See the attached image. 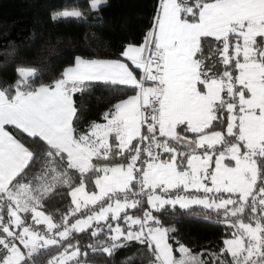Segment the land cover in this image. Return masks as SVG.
<instances>
[{"label":"snow or ice","instance_id":"6c2138e0","mask_svg":"<svg viewBox=\"0 0 264 264\" xmlns=\"http://www.w3.org/2000/svg\"><path fill=\"white\" fill-rule=\"evenodd\" d=\"M106 3L68 0L51 19ZM119 56H75L50 83L18 67L0 89V264H88L132 242L147 251L122 264H264V0H158ZM100 86L134 94L88 123ZM56 195L67 210L45 211ZM177 205L222 215L219 251L170 235L154 212Z\"/></svg>","mask_w":264,"mask_h":264},{"label":"trees","instance_id":"16d2710c","mask_svg":"<svg viewBox=\"0 0 264 264\" xmlns=\"http://www.w3.org/2000/svg\"><path fill=\"white\" fill-rule=\"evenodd\" d=\"M66 2L68 0H0V89L15 83L18 67L36 68L41 73L37 82L50 83L75 56L122 59L119 53L126 44L142 42L158 7V0H107L98 13L88 14L86 20L53 21L52 14L63 10ZM87 4L88 0H80L82 10L87 9ZM132 94L127 86H120L117 91L96 87L93 96L85 101L87 111L82 119L88 123L103 122V113L117 99ZM69 205L70 197L56 195L47 201L44 210L59 207L66 211ZM166 208V213L154 212V215H160L165 227L174 228L170 235L194 253L219 251L223 239L229 235L230 230L220 222L222 215L217 216L215 212L205 215V210L196 205L187 209L179 205L174 210L171 206ZM75 236L81 239L82 250L85 244L96 242L87 232ZM146 251L145 246L132 242L112 257L89 250L87 259L88 264H122L127 256L136 253L140 257Z\"/></svg>","mask_w":264,"mask_h":264},{"label":"crops","instance_id":"0c3cea01","mask_svg":"<svg viewBox=\"0 0 264 264\" xmlns=\"http://www.w3.org/2000/svg\"><path fill=\"white\" fill-rule=\"evenodd\" d=\"M148 31V30H147ZM140 44V43H139ZM138 45V44H137ZM99 59H104V58H99ZM112 60H115V59H112ZM133 95V94H132ZM102 123V122H101ZM96 191H98V190H96Z\"/></svg>","mask_w":264,"mask_h":264},{"label":"built area","instance_id":"2783aa9c","mask_svg":"<svg viewBox=\"0 0 264 264\" xmlns=\"http://www.w3.org/2000/svg\"><path fill=\"white\" fill-rule=\"evenodd\" d=\"M181 194H183V193H181Z\"/></svg>","mask_w":264,"mask_h":264}]
</instances>
